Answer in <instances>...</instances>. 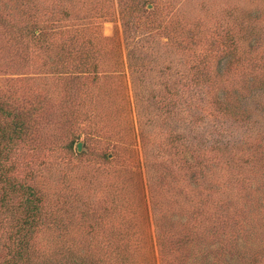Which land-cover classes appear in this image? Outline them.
Wrapping results in <instances>:
<instances>
[{
    "label": "rangeland",
    "instance_id": "obj_1",
    "mask_svg": "<svg viewBox=\"0 0 264 264\" xmlns=\"http://www.w3.org/2000/svg\"><path fill=\"white\" fill-rule=\"evenodd\" d=\"M134 14L148 35L128 36L121 0H0V102L29 129L9 154L14 189L0 179V264L21 186L42 208L25 264H84L90 250L105 264H264V248L234 251L264 213V0H151ZM201 72L205 107L185 84Z\"/></svg>",
    "mask_w": 264,
    "mask_h": 264
},
{
    "label": "trees",
    "instance_id": "obj_2",
    "mask_svg": "<svg viewBox=\"0 0 264 264\" xmlns=\"http://www.w3.org/2000/svg\"><path fill=\"white\" fill-rule=\"evenodd\" d=\"M123 9L126 10V18L123 20L124 24L128 25V36L131 33H134V31L139 30L138 37L142 34H149L151 27H148V25L143 24L138 25L137 21L134 17H136V14H134V11L138 10V7L143 6L144 4H147L148 2H151V0H121ZM128 10V12H127ZM144 25V27H143ZM39 30V34H41V30L38 27H35L32 29L31 32ZM229 29V28H228ZM233 33V32H232ZM38 34V35H39ZM229 35V34H228ZM229 40L232 44L235 43V39L233 35H229ZM235 46V45H234ZM137 47V46H136ZM138 49H141V47H138ZM136 66H139V60L135 59ZM132 66V64H131ZM188 73V72H186ZM189 74V73H188ZM206 73H200L199 76L197 74H192L188 78L185 79V84H190V91L192 93V99L190 98V105L192 106H199V107H205L207 105V102L209 101L207 97V89L205 87H202L201 81L204 80L202 78H205ZM200 78V79H199ZM204 83V82H203ZM195 86H198V89H196ZM200 90H202L200 92ZM199 92V93H198ZM193 93H195L196 96H193ZM201 95V96H200ZM157 101L162 103L163 106H166V103L169 101H166L165 97L158 95ZM200 96V97H199ZM7 112V113H5ZM13 115V116H11ZM0 116L6 117L11 116L10 119H13L14 122L11 123L9 128L2 129V134L0 135V142L2 145L3 155H1L0 159V166L2 167L0 172V179L3 180L4 183L8 184L9 187L12 186L14 189L13 183L9 180V174H8V167L9 164L7 163L9 160V154L16 149L17 145L19 144V140H23L22 138L26 136L29 132L28 126H25V123L17 118L15 114H11L3 105L2 102H0ZM214 130L210 132L209 138L213 139L215 142H220L215 138V135L217 136L218 131H221L217 126H214ZM225 132V131H223ZM74 142V140H73ZM72 147V144L70 143L68 145V149ZM218 147V146H217ZM196 152V151H195ZM108 157L107 155H105ZM6 167V168H3ZM190 168H192V165H190ZM211 171V170H210ZM202 174H205V171L202 172ZM198 177H195V183L198 182L196 180ZM25 186H21L20 189L23 191H28L26 197V202L24 204L25 211L21 212L18 211L17 213H21L20 217H18L14 224V226H21V228H16L15 231H12L9 236V245L7 248H9L8 254L2 259V264H25L29 263L30 256L32 253H35V251H32L30 240L32 239L33 229L38 226L39 224V217H40V210L42 209L39 205V197L37 196V193L31 189L30 187H26L27 190L24 188ZM251 211H253L251 209ZM264 212V210H262ZM246 221H244V226H251L248 227V230L250 231L249 236L244 238L243 240H239L237 244H235V253L237 255H241L242 257L246 255H255L256 252L261 251V249L264 248V213L261 215L259 211H256L252 213L251 216H249V220L245 218ZM219 225L226 226L228 225V222L223 221L220 222ZM178 227V226H177ZM27 228L25 231L24 229ZM241 230V229H240ZM115 232H112L114 234ZM118 232L116 236L119 234ZM222 234L227 235L224 231H222ZM125 236H120L119 241L124 240ZM225 237H222V239ZM242 238V237H240ZM125 242V241H124ZM127 247V243H120L115 248L116 250L123 251V254H126L125 248ZM243 247V248H242ZM87 252V251H86ZM88 257H84V261L82 262L84 264H105L107 261L106 255L105 258L101 256V254L98 256L96 253V250H90L87 252ZM96 256V257H95ZM110 256V255H109ZM198 255H195L193 252L191 256L187 257L185 264H214L211 260H209V257L203 256V259L198 258ZM229 260L226 261V263H221V260L217 264H237V262L232 261L233 258H228ZM98 260V261H97ZM208 260V261H207ZM226 260V259H225ZM231 260V261H230ZM83 261V260H82ZM89 262V263H87ZM92 262V263H91Z\"/></svg>",
    "mask_w": 264,
    "mask_h": 264
},
{
    "label": "water",
    "instance_id": "obj_3",
    "mask_svg": "<svg viewBox=\"0 0 264 264\" xmlns=\"http://www.w3.org/2000/svg\"><path fill=\"white\" fill-rule=\"evenodd\" d=\"M80 147H81V143H78V149H80Z\"/></svg>",
    "mask_w": 264,
    "mask_h": 264
}]
</instances>
